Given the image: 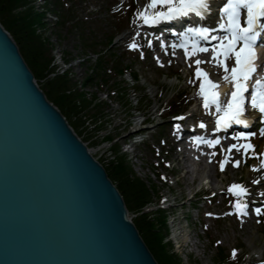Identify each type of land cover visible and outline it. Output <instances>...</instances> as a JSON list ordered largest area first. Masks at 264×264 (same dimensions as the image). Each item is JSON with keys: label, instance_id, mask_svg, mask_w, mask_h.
Wrapping results in <instances>:
<instances>
[{"label": "rangeland", "instance_id": "1", "mask_svg": "<svg viewBox=\"0 0 264 264\" xmlns=\"http://www.w3.org/2000/svg\"><path fill=\"white\" fill-rule=\"evenodd\" d=\"M139 1L29 0L28 5L42 17L36 35L49 49L52 65L37 82L42 86L50 79L55 84L57 80L63 81L67 100L56 90L53 92L69 111L79 137L106 173L114 166L113 162L122 159L142 181L150 200L142 206L143 213L134 204L127 207L129 216L137 221L143 219L142 214L148 218L157 213L163 215L164 242L167 241L169 252L179 264H231L230 253L233 250L239 253L240 249L237 261L245 264L246 254L264 246L261 226L247 224L240 229L231 218L211 217L202 221L208 222L203 230V224L199 225L193 217L197 206L204 210L203 203L189 197L198 188L203 173H216L212 167L195 163L188 154L177 159L176 165L170 154L166 140L169 127L163 117L171 108L166 101L177 92L183 93L185 76L179 80L180 70L158 69L149 60L140 61L120 46L125 38H119L137 25L138 11L132 10ZM24 7L16 8L12 14L18 15ZM116 24L121 25L119 30ZM135 76L138 80L134 82ZM150 89L155 90L157 97ZM156 103L153 113L151 109ZM136 115L139 119L145 117L142 120L146 123L138 132L133 129ZM129 139L134 143L127 149L123 143ZM231 175L234 173L228 171L214 177L212 182L220 185L223 178L230 179ZM158 193L162 195L159 206ZM219 203L220 199H216L207 206L218 213Z\"/></svg>", "mask_w": 264, "mask_h": 264}, {"label": "water", "instance_id": "2", "mask_svg": "<svg viewBox=\"0 0 264 264\" xmlns=\"http://www.w3.org/2000/svg\"><path fill=\"white\" fill-rule=\"evenodd\" d=\"M0 264H157L1 23Z\"/></svg>", "mask_w": 264, "mask_h": 264}, {"label": "snow or ice", "instance_id": "3", "mask_svg": "<svg viewBox=\"0 0 264 264\" xmlns=\"http://www.w3.org/2000/svg\"><path fill=\"white\" fill-rule=\"evenodd\" d=\"M151 9V11H149ZM209 9V0H149L144 5L143 10L137 12V17L147 25H155L160 21L172 20L174 18L186 17L190 12H196L198 15H203L205 10ZM241 9H246L247 24H241ZM223 11L227 13V22L220 23L221 29H227V35L224 37H209V33L212 31L210 28H190L189 32H195L204 39H219L220 43L217 47L212 46V55L217 57L216 63L222 64L225 72V79L228 78L227 74L231 72V78L235 82L234 90L231 93V99L227 104H222L219 100V93L211 91L216 87L214 81L208 78V73L199 65L201 60L196 59L194 63L197 65L196 76H203V81L200 83V94L204 97V107L208 108L209 104H215L216 106V126L217 128H227L229 125L243 124L247 125L249 121L244 118L245 112V93L248 91V85L246 81L249 77L256 72L257 65L254 61L257 59L254 43L256 40V27L264 28V24L260 23L258 18H264V0H228L224 5ZM139 35V33H137ZM264 38V37H262ZM242 42V43H241ZM151 45V41L148 42ZM239 45V47L237 46ZM177 47H183L185 53L191 57L197 52L209 51L208 47L202 46L197 42H192L191 48L188 46V42ZM129 47L137 49L140 47L136 42H131ZM223 55L224 59L219 57ZM230 54H234L235 63L229 66L227 59ZM143 55V53H141ZM158 59V58H157ZM251 106L258 109L260 113H264V81L257 80L254 89L251 92ZM182 119V117L178 118ZM205 127L203 123L200 125ZM179 128V125H177ZM215 130V129H214ZM253 132H240L239 137L253 136ZM261 135H264V131H261ZM197 140H200L197 137ZM220 139L217 138L213 141H207L211 145L218 144ZM245 151L248 149H254V145L250 142L246 145H241ZM231 148H237L236 144L231 145ZM264 155V154H260ZM236 166H239L240 161H234ZM225 162H221L220 167L223 169ZM264 165V160L261 161ZM259 183V181H257ZM229 191L233 192L237 197H241L248 192V189L241 184H232ZM264 195V193H261ZM236 207L243 212L246 209V204L242 203L240 199L236 200ZM257 214L264 213V208H255ZM211 215V214H210ZM236 251L233 250V255ZM264 264V262H262Z\"/></svg>", "mask_w": 264, "mask_h": 264}, {"label": "trees", "instance_id": "4", "mask_svg": "<svg viewBox=\"0 0 264 264\" xmlns=\"http://www.w3.org/2000/svg\"><path fill=\"white\" fill-rule=\"evenodd\" d=\"M28 4L29 0H0V23L16 42L33 76L36 80H41L46 75L45 72L48 66H50L51 60L49 49L46 47L44 41L36 35V29L39 24L41 25L42 17L37 10L31 8ZM21 6H25L24 9L18 15H13L12 11ZM57 81L58 83L55 84L54 80L50 79L42 86L38 84L46 97L67 117L68 123L76 131L75 125L71 122L69 111L66 110L63 103L54 93L58 92L63 99L67 100L68 95L63 91L66 90V87L63 86V81ZM53 90L56 91L53 92ZM74 97L75 94H73L72 98ZM113 164L114 166L110 167L107 175L116 184L126 207L134 204L136 210L143 213L142 206L150 200V197H148L142 181L134 176L131 168L122 159L113 162ZM142 215L143 219L137 218V221H133L157 263L179 264L178 259L169 252V245L164 242L166 238L164 216L160 213L155 214L153 218H148L147 214Z\"/></svg>", "mask_w": 264, "mask_h": 264}, {"label": "bare ground", "instance_id": "5", "mask_svg": "<svg viewBox=\"0 0 264 264\" xmlns=\"http://www.w3.org/2000/svg\"><path fill=\"white\" fill-rule=\"evenodd\" d=\"M123 38V37H122ZM199 39H201V38H199ZM151 90V93L153 94V96L154 97H156V92H155V90L154 89H150ZM75 92H72V94H74ZM156 106H157V103H156V105H154L153 106V108L151 109V111L153 112V113H155L156 112ZM155 109V110H154ZM154 110V111H153ZM60 111V110H59ZM61 112V111H60ZM62 114V116L66 119V121L68 122V120H67V117L63 114V113H61ZM138 117V118H137ZM135 118H136V120H135V124H137L138 122H140L143 118H145V117H143V118H141V119H139V116L138 115H136L135 116ZM148 119V118H147ZM72 129H73V127H71ZM73 131H74V129H73ZM147 131H149V130H147ZM83 143H85L84 141H82ZM261 147H262V145H261ZM91 150H89V152H90ZM93 156V155H92ZM158 156V155H157ZM94 157V156H93ZM177 164V163H176ZM178 167L179 168H181V166L180 165H178ZM188 177H191V174H189V176ZM205 178H208V179H212L213 178V175H211V174H209V173H207L205 176H204V179ZM190 200H194V198H191ZM194 204H195V201H194ZM258 252H257V254L259 255L260 253H261V251H262V247H258L257 249H256ZM153 256V255H152ZM154 258V257H153ZM154 260L156 261V259L154 258ZM157 262V261H156ZM158 264V263H157Z\"/></svg>", "mask_w": 264, "mask_h": 264}]
</instances>
